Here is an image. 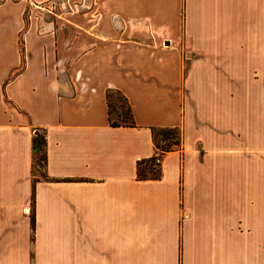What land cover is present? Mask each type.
Here are the masks:
<instances>
[{
  "label": "crops",
  "instance_id": "0c3cea01",
  "mask_svg": "<svg viewBox=\"0 0 264 264\" xmlns=\"http://www.w3.org/2000/svg\"><path fill=\"white\" fill-rule=\"evenodd\" d=\"M0 264H264V0H0Z\"/></svg>",
  "mask_w": 264,
  "mask_h": 264
},
{
  "label": "trees",
  "instance_id": "16d2710c",
  "mask_svg": "<svg viewBox=\"0 0 264 264\" xmlns=\"http://www.w3.org/2000/svg\"><path fill=\"white\" fill-rule=\"evenodd\" d=\"M106 100L109 109V122L112 127L136 126L132 107L128 98L121 91H107ZM152 133L155 147L163 156L181 147L182 131L179 128H157L153 129ZM40 148L39 140L36 139L34 144L36 162L39 160ZM137 175L140 179L159 178L161 176V166L157 165L156 157L139 161ZM32 221L33 225H35V217H33Z\"/></svg>",
  "mask_w": 264,
  "mask_h": 264
},
{
  "label": "rangeland",
  "instance_id": "374dc122",
  "mask_svg": "<svg viewBox=\"0 0 264 264\" xmlns=\"http://www.w3.org/2000/svg\"><path fill=\"white\" fill-rule=\"evenodd\" d=\"M37 139L39 140L41 148L38 156L39 160L36 162V159H34L33 175L35 176V178H43L46 177L45 140L43 135H41ZM35 158H36V153H35Z\"/></svg>",
  "mask_w": 264,
  "mask_h": 264
},
{
  "label": "built area",
  "instance_id": "2783aa9c",
  "mask_svg": "<svg viewBox=\"0 0 264 264\" xmlns=\"http://www.w3.org/2000/svg\"><path fill=\"white\" fill-rule=\"evenodd\" d=\"M37 8H41V9H44L43 5L39 4V5H35ZM58 8V5L57 3H53L52 6L50 7V10L52 12H54L56 9ZM156 157V163L157 165H160L161 166V162H162V159H163V155H161V153H157V155L155 156Z\"/></svg>",
  "mask_w": 264,
  "mask_h": 264
}]
</instances>
